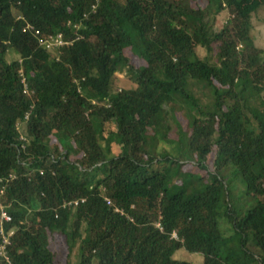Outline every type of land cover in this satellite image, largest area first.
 I'll list each match as a JSON object with an SVG mask.
<instances>
[{
  "label": "trees",
  "instance_id": "trees-1",
  "mask_svg": "<svg viewBox=\"0 0 264 264\" xmlns=\"http://www.w3.org/2000/svg\"><path fill=\"white\" fill-rule=\"evenodd\" d=\"M263 6L0 0V264H264Z\"/></svg>",
  "mask_w": 264,
  "mask_h": 264
},
{
  "label": "rangeland",
  "instance_id": "rangeland-1",
  "mask_svg": "<svg viewBox=\"0 0 264 264\" xmlns=\"http://www.w3.org/2000/svg\"><path fill=\"white\" fill-rule=\"evenodd\" d=\"M226 19H228V14L224 11L218 17L217 22H216V26L221 27L224 24V22L226 21ZM252 21H253V25H254L253 34H254L255 42H256L257 46L264 48V6L257 13H255L253 15ZM199 53L201 55H205L206 51L204 49L200 48ZM131 58H132L133 64H135L136 66H139L142 64V61L136 55L131 54ZM116 83H117L118 88L119 87H124V88L125 87H131L134 85V83L130 80L129 76L125 72L117 73ZM182 122L184 123V119H182ZM108 128H109V124L107 125V129ZM175 129H176L175 125H173L172 130H175ZM104 135H105V132H104ZM105 137H106V135H105ZM105 143L106 142H104V144ZM119 151H120L119 146H117L116 144H112V153L117 154ZM188 166L191 167L190 165H188ZM56 241L60 242V239L56 240ZM174 256L176 258H179V259H186L189 261L192 260L193 263H196V264L201 263L203 260L202 254L192 253V252L187 251L184 248L178 249L175 252Z\"/></svg>",
  "mask_w": 264,
  "mask_h": 264
},
{
  "label": "built area",
  "instance_id": "built-area-1",
  "mask_svg": "<svg viewBox=\"0 0 264 264\" xmlns=\"http://www.w3.org/2000/svg\"><path fill=\"white\" fill-rule=\"evenodd\" d=\"M28 27L35 30V28L31 25H28ZM39 33H40L39 30L36 29L35 34L38 36ZM38 38H39V41L42 44H45L47 47L60 46V45L70 42L64 38L62 33H58L57 35L51 36V37H46V38L38 37ZM1 192H3V189H1ZM83 200L84 199L70 201L69 204L73 203L75 205V204H78L79 201H83ZM11 220H12V216L7 211V209H5L4 207H1L0 209V234L2 235V241L0 242V254H2V256H4L7 260H9V257L6 252V245L10 243V236L14 233V230L7 229L6 223ZM158 225L160 226V224ZM173 236L177 238V234L175 232Z\"/></svg>",
  "mask_w": 264,
  "mask_h": 264
},
{
  "label": "clouds",
  "instance_id": "clouds-1",
  "mask_svg": "<svg viewBox=\"0 0 264 264\" xmlns=\"http://www.w3.org/2000/svg\"><path fill=\"white\" fill-rule=\"evenodd\" d=\"M108 202L110 203L111 201L110 200H108ZM118 210V209H117Z\"/></svg>",
  "mask_w": 264,
  "mask_h": 264
}]
</instances>
